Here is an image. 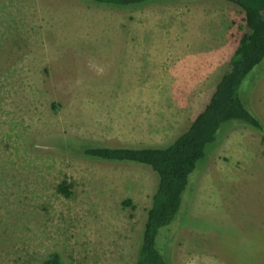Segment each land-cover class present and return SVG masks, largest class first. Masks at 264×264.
<instances>
[{
  "label": "rangeland",
  "instance_id": "1",
  "mask_svg": "<svg viewBox=\"0 0 264 264\" xmlns=\"http://www.w3.org/2000/svg\"><path fill=\"white\" fill-rule=\"evenodd\" d=\"M241 18L221 0H0V264L135 263L154 173L68 149L169 145L227 71ZM253 70L244 103L263 130L220 125L159 232L170 264H264V59Z\"/></svg>",
  "mask_w": 264,
  "mask_h": 264
},
{
  "label": "trees",
  "instance_id": "2",
  "mask_svg": "<svg viewBox=\"0 0 264 264\" xmlns=\"http://www.w3.org/2000/svg\"><path fill=\"white\" fill-rule=\"evenodd\" d=\"M90 1L106 7L132 8L160 2L189 3L203 0ZM221 1L240 9L245 30L230 57L227 71L219 78L208 101L185 131L162 148L72 146L68 149L96 160L142 165L154 173L156 185L146 211L134 264H170L166 259V244H160L159 232L169 226L177 214L188 176L203 158L205 147L215 141L220 125L239 121L259 133L263 130L260 119L245 105L244 97L263 75L256 71L254 74L253 69L264 59V0ZM245 80H250L248 86H243ZM56 190L68 196L64 185H58ZM41 264H60V261L56 254H51Z\"/></svg>",
  "mask_w": 264,
  "mask_h": 264
},
{
  "label": "crops",
  "instance_id": "3",
  "mask_svg": "<svg viewBox=\"0 0 264 264\" xmlns=\"http://www.w3.org/2000/svg\"><path fill=\"white\" fill-rule=\"evenodd\" d=\"M202 108H203V107H202ZM201 110H202V109H201ZM198 113H199V112H198ZM198 113H197V114H198ZM197 114H196V115H197ZM196 115H195V116H196ZM195 116H194V117H195ZM193 119H194V118H193ZM193 119H192V120H193ZM192 120H191V121H192ZM191 121H190V122H191ZM189 124H190V123H189ZM189 124H188V125H189Z\"/></svg>",
  "mask_w": 264,
  "mask_h": 264
}]
</instances>
